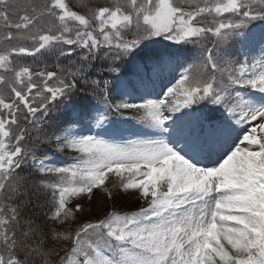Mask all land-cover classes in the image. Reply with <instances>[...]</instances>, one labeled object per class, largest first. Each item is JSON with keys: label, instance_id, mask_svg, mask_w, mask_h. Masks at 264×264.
<instances>
[{"label": "snow or ice", "instance_id": "snow-or-ice-1", "mask_svg": "<svg viewBox=\"0 0 264 264\" xmlns=\"http://www.w3.org/2000/svg\"><path fill=\"white\" fill-rule=\"evenodd\" d=\"M0 25V264H264V0H0ZM109 185L143 206L88 216Z\"/></svg>", "mask_w": 264, "mask_h": 264}, {"label": "rangeland", "instance_id": "rangeland-1", "mask_svg": "<svg viewBox=\"0 0 264 264\" xmlns=\"http://www.w3.org/2000/svg\"><path fill=\"white\" fill-rule=\"evenodd\" d=\"M177 78H178V76H177ZM174 82L175 81H173L171 77H167L162 82H159L156 85L155 89L152 91V95L155 96V97L159 96V97L162 98V95H159V94H162L164 91H166V88L168 86H171V84L174 83ZM140 100H141L140 98L136 97L134 100H132V102L138 103V101H140ZM126 129L131 130V131H140L141 130L140 128H135V127L126 128ZM85 133H87V132H85ZM57 159H58V163H60L61 165L73 163V160L64 161V160L60 159L59 157ZM113 183H116V181H113ZM106 184H107V181H106ZM109 189L113 191V195L115 194V196H117V195L120 196V199L118 200V204L122 205V206L119 207V209L123 208V206H124V208H134L132 202H129L130 198H132L134 200V202L136 204L135 208H138L139 206H142L144 204L143 201H139L137 203L136 197L134 195H125L123 189H112L111 185H109ZM133 191L134 190H129V192H133ZM94 193H95V197H94L93 201H87V200L84 201L86 214L88 216H96V215H98V212H100L98 210L103 209L105 206L108 207L113 202L112 198H108L106 196V193H104V192H102V191H100L98 189H94ZM124 196H125V198H127L128 201L123 198ZM95 213H97V214H95ZM100 215H102L101 212H100Z\"/></svg>", "mask_w": 264, "mask_h": 264}, {"label": "trees", "instance_id": "trees-1", "mask_svg": "<svg viewBox=\"0 0 264 264\" xmlns=\"http://www.w3.org/2000/svg\"><path fill=\"white\" fill-rule=\"evenodd\" d=\"M69 2L71 3V4H75L76 6H77V9L79 8V6L83 3V2H86V0H69ZM100 2H103V0H100ZM74 10H76V9H74ZM255 23V22H254ZM3 32V27H2V25H0V33H2ZM164 44H167L168 42L167 41H164L163 42ZM211 45L209 44V47H210ZM189 47H193V46H189ZM75 57H73V59H74ZM190 63L192 62L191 60L189 61ZM23 63L25 64V66H30V65H33V64H35L36 66H38V67H43L44 65H49V66H51V65H55V64H57V63H59V64H62V65H64V66H67V60H65L63 57H56V56H43V57H40V58H38V59H33V58H26L24 61H23ZM50 70H54V69H51L50 68ZM112 91V93L116 96V98L117 99H119L120 98V89H119V87H118V85H114V87H113V89L111 90ZM87 94H85V93H81L80 94V96L81 97H84V96H86ZM93 103H95L94 101H93ZM128 114L130 115V116H132V114H131V112L129 111L128 112ZM116 115H113V117H115ZM108 183V182H107ZM114 196H115V194H114ZM124 199H126L127 200V198H125V196L123 197ZM128 201V200H127ZM34 202L36 203V204H40V203H42L43 201H42V198H41V200H34ZM129 202H132V204H133V206H134V208L136 207V204H135V202H134V200L132 199V198H130L129 199ZM122 205H119L118 204V201H113L107 208H109L108 210H112V208H116L117 210H122V209H134V208H124V206H123V208H121V209H119V207H121ZM34 211H36V212H39V211H41V209L39 208V207H36L35 209H33ZM44 210L46 211L47 210V207L45 206V208H44ZM90 212V211H89ZM95 214H97V213H95ZM98 215H100V212H98ZM101 218H102V215H101Z\"/></svg>", "mask_w": 264, "mask_h": 264}]
</instances>
